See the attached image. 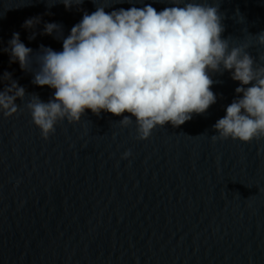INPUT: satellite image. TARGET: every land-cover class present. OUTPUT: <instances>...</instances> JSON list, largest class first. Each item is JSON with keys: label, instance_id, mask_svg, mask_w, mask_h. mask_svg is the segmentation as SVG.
Here are the masks:
<instances>
[{"label": "water", "instance_id": "1", "mask_svg": "<svg viewBox=\"0 0 264 264\" xmlns=\"http://www.w3.org/2000/svg\"><path fill=\"white\" fill-rule=\"evenodd\" d=\"M146 4L173 6L105 0V11ZM96 8L94 0L71 8L0 0V90L11 83L8 73L48 102L55 90L33 84L32 72L11 60L13 33L33 50L35 69L41 46L62 51L63 38ZM219 11L222 38L248 43L264 63L255 39L264 33V0H219ZM48 23L61 32L45 34ZM210 75L216 103L178 127L157 126L146 140L135 118L123 126V116L90 109L79 122H58L45 140L27 94L16 114L0 112V264H264V138L211 139L240 82L229 71Z\"/></svg>", "mask_w": 264, "mask_h": 264}, {"label": "clouds", "instance_id": "2", "mask_svg": "<svg viewBox=\"0 0 264 264\" xmlns=\"http://www.w3.org/2000/svg\"><path fill=\"white\" fill-rule=\"evenodd\" d=\"M57 2L71 8L84 0H52ZM94 2L96 10L85 13L63 38L62 51L41 46L35 69L33 50L21 42L19 33H13L11 60L32 72L33 84L55 91L43 102L4 73L11 81L0 90L4 117L16 114V101H23L27 94L30 99L25 107L45 140L58 122H79L86 109L97 116L102 111L123 116V126L135 118L138 139L146 140L157 126L178 127L193 114L205 113L217 100L210 73L229 71L240 86L226 115L213 125L216 134L211 139L250 143L264 138V63L257 64L248 43L222 38L225 29L219 0L211 4L168 0L173 6L161 11L146 4L110 13L105 11V0ZM32 25L29 20L24 26ZM53 32H61V26L46 24L44 33ZM255 39L264 46V33ZM129 156L130 150L123 153V158Z\"/></svg>", "mask_w": 264, "mask_h": 264}]
</instances>
